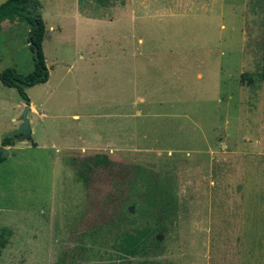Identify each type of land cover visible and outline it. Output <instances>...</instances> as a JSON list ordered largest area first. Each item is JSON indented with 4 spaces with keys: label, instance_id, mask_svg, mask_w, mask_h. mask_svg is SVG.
Returning a JSON list of instances; mask_svg holds the SVG:
<instances>
[{
    "label": "rangeland",
    "instance_id": "374dc122",
    "mask_svg": "<svg viewBox=\"0 0 264 264\" xmlns=\"http://www.w3.org/2000/svg\"><path fill=\"white\" fill-rule=\"evenodd\" d=\"M41 3L50 79L0 164V264H184L220 161L264 202V0ZM30 30L3 23L0 73L34 71ZM27 106L0 81V146Z\"/></svg>",
    "mask_w": 264,
    "mask_h": 264
},
{
    "label": "crops",
    "instance_id": "0c3cea01",
    "mask_svg": "<svg viewBox=\"0 0 264 264\" xmlns=\"http://www.w3.org/2000/svg\"><path fill=\"white\" fill-rule=\"evenodd\" d=\"M221 163L210 170L204 200L185 221L191 244L185 248L183 263L264 264V202L255 191L251 197L241 168ZM200 236L205 239L202 244Z\"/></svg>",
    "mask_w": 264,
    "mask_h": 264
},
{
    "label": "trees",
    "instance_id": "16d2710c",
    "mask_svg": "<svg viewBox=\"0 0 264 264\" xmlns=\"http://www.w3.org/2000/svg\"><path fill=\"white\" fill-rule=\"evenodd\" d=\"M41 0H10L0 7V32L3 29V23L24 22L30 25L29 44L33 52L35 69L32 73L23 75L14 69H7L0 73V81L9 88H16L20 96L30 106L31 101L26 92L27 87L45 84L50 79V72L47 66L46 56L43 49V43L46 37V24L41 13ZM263 61H264V42H263ZM261 78L264 80V65L261 72ZM21 135L13 137H4L2 146H11L15 139H20ZM32 136L28 139L31 140ZM0 152V164L5 161ZM8 244V238L5 232L0 235V259L3 250Z\"/></svg>",
    "mask_w": 264,
    "mask_h": 264
},
{
    "label": "water",
    "instance_id": "95a60500",
    "mask_svg": "<svg viewBox=\"0 0 264 264\" xmlns=\"http://www.w3.org/2000/svg\"><path fill=\"white\" fill-rule=\"evenodd\" d=\"M9 1L10 0H0V7L5 5ZM29 111H31V106H27L25 108L23 116H22V124L20 125L19 129H17L13 133L6 135L5 137H13L15 135H21L20 139L25 141V140H28L32 136L33 131L31 128V122L28 119ZM2 143H3V140H2ZM2 143L0 146V152H2L1 154L2 158L5 159L9 155V153L5 149V147L2 146Z\"/></svg>",
    "mask_w": 264,
    "mask_h": 264
}]
</instances>
